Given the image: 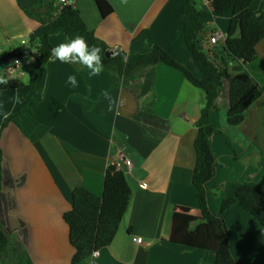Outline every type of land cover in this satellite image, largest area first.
Masks as SVG:
<instances>
[{
    "label": "crops",
    "instance_id": "obj_1",
    "mask_svg": "<svg viewBox=\"0 0 264 264\" xmlns=\"http://www.w3.org/2000/svg\"><path fill=\"white\" fill-rule=\"evenodd\" d=\"M44 1L0 0V76L6 77V58L15 54L22 58L19 79L25 83L28 74L29 82L35 60L22 53L39 45L29 41L39 22L24 8ZM107 1L113 11L106 16L95 0H73V5L109 50L132 62L158 44L196 77L203 76L185 41V0ZM198 4L204 12L198 38L205 48L223 45V40L212 44L209 38L217 30L227 31L231 15L216 14L206 0ZM262 6V0H255L251 8L260 12ZM76 37L61 29L50 32L53 47ZM256 49L257 57L246 69L262 93L243 122H227V82L210 113L216 125L210 137L215 171L207 183V203L215 213L239 185L264 187V39ZM69 75L76 76L78 86L67 82ZM105 92L116 101L111 111ZM17 95L22 100L23 87L0 89V227L10 238L0 264H23L19 257L24 251L28 264H73L74 248L63 219L72 207V191L85 187L102 195L105 170L119 162L121 153L131 160V168H124L133 189L127 211L111 244L75 264H213V251L188 243L200 215L192 177L203 94L181 71L164 63L139 66L116 84L105 68L89 76L82 65L51 56L40 67L27 107L3 126L20 104L14 102ZM224 218L236 263L264 264L257 220L238 205ZM137 237L142 241L136 242Z\"/></svg>",
    "mask_w": 264,
    "mask_h": 264
},
{
    "label": "trees",
    "instance_id": "obj_2",
    "mask_svg": "<svg viewBox=\"0 0 264 264\" xmlns=\"http://www.w3.org/2000/svg\"><path fill=\"white\" fill-rule=\"evenodd\" d=\"M102 14L113 11L107 0H95ZM199 0H185L182 13L186 45L191 51L197 68L203 73L198 78L171 53L155 44L144 56L132 62H126L122 52H113L107 56L108 44L97 37L83 20L79 10L73 5L54 6L55 1H44L36 6L24 8L30 18L39 22V26L30 34L29 41H39L35 50L29 47L22 55L33 58L35 65L29 72V82L10 79L7 85L0 84V89L23 87L24 95L17 110L7 116L2 125L20 115L30 101V94L35 89L39 70L51 57L50 32L61 29L67 35L83 37L89 47L101 49L103 68L111 74L114 83L123 75L130 74L139 66L164 63L181 71L185 78L199 88L203 94V106L199 119L195 122L197 136L194 141L196 163L192 182L200 215L198 222L189 234L188 243L192 247L211 250L215 253L213 264H237L231 254V230L225 221V213L233 205H238L250 213L258 222V234L264 241V187L254 183L239 185L233 195L222 199L220 210L212 212L207 203L208 181L215 171V156L211 150L210 137L216 125L210 119V113L216 108L215 100L220 95L223 85L228 83V103L226 106L227 122L239 125L245 119L247 108L261 95L262 90L246 65L257 57L256 46L264 39V0L260 12L251 6L255 0H206L218 15L230 14L226 31V40L219 46V52L205 48L198 38L203 29L201 16L203 10L198 7ZM214 47H217L214 46ZM19 56V55H18ZM2 151L0 149V192L2 181ZM132 186L126 172L111 163L104 176L102 195H97L85 187H76L72 191V207L64 212L63 219L69 227V240L74 248L71 258L73 264L90 257L96 249L111 244L115 238L132 197ZM10 247L8 233L0 227V258L6 255ZM20 261L28 264L27 253L22 252Z\"/></svg>",
    "mask_w": 264,
    "mask_h": 264
},
{
    "label": "clouds",
    "instance_id": "obj_3",
    "mask_svg": "<svg viewBox=\"0 0 264 264\" xmlns=\"http://www.w3.org/2000/svg\"><path fill=\"white\" fill-rule=\"evenodd\" d=\"M127 2L128 0H120L121 5H126ZM72 3L73 0H58V5L65 7L71 5ZM58 5L54 4V6ZM51 56L53 60H59L62 63L82 65L89 70V76H98L103 71L101 49L97 46L89 47L87 41L83 37H76L66 43H60L59 45L53 47L51 49ZM17 63H19V61H17ZM12 78L15 77L13 76ZM9 81V78L0 76V84L7 85ZM67 82L73 87L78 86V81L75 75H69ZM25 83H27V81H25ZM104 96L109 101L108 109L111 111L116 101L109 92H105ZM13 99L17 104L22 102L18 95ZM4 115L7 116L8 113H4Z\"/></svg>",
    "mask_w": 264,
    "mask_h": 264
},
{
    "label": "built area",
    "instance_id": "obj_4",
    "mask_svg": "<svg viewBox=\"0 0 264 264\" xmlns=\"http://www.w3.org/2000/svg\"><path fill=\"white\" fill-rule=\"evenodd\" d=\"M55 4L58 5V0L55 1ZM59 6H62V5H59ZM219 40H223L225 42L226 32H223L221 30H217L209 38V41L212 44L218 43ZM21 42L23 44H26L25 39H23ZM117 52H119V51H116L115 53H117ZM17 61H19V63H17ZM21 63H22L21 56L12 54L9 57H7L5 66L3 68L4 75L9 79H19L21 77V74H22L20 71ZM13 76L15 78H12ZM119 158H120L119 162L116 163L119 168H121V169H124L125 167L127 169L131 168V160L127 156H125L124 153H121ZM135 241L141 242L142 239L140 237H137V238H135ZM98 254H99V249H96L92 252L91 255L97 256Z\"/></svg>",
    "mask_w": 264,
    "mask_h": 264
},
{
    "label": "rangeland",
    "instance_id": "obj_5",
    "mask_svg": "<svg viewBox=\"0 0 264 264\" xmlns=\"http://www.w3.org/2000/svg\"><path fill=\"white\" fill-rule=\"evenodd\" d=\"M198 7H199V4H198ZM20 46L19 44L17 45V47ZM212 50H214V52H219V46L217 47H211ZM7 78V77H6ZM23 81H28V74L26 76L23 77Z\"/></svg>",
    "mask_w": 264,
    "mask_h": 264
},
{
    "label": "water",
    "instance_id": "obj_6",
    "mask_svg": "<svg viewBox=\"0 0 264 264\" xmlns=\"http://www.w3.org/2000/svg\"><path fill=\"white\" fill-rule=\"evenodd\" d=\"M113 54V50H108L107 52H106V55L107 56H110V55H112Z\"/></svg>",
    "mask_w": 264,
    "mask_h": 264
}]
</instances>
